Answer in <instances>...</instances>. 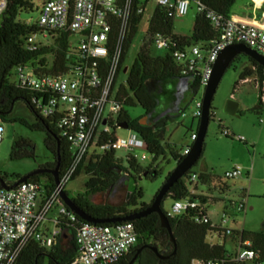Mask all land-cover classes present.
Returning a JSON list of instances; mask_svg holds the SVG:
<instances>
[{
    "label": "trees",
    "instance_id": "16d2710c",
    "mask_svg": "<svg viewBox=\"0 0 264 264\" xmlns=\"http://www.w3.org/2000/svg\"><path fill=\"white\" fill-rule=\"evenodd\" d=\"M48 1L50 0H8V8L0 19V120L3 123H19L30 131L44 134V145L53 157V161L40 165L38 169L45 172L32 176L29 182L43 184L45 192L56 186L54 176L50 172H54L59 166V174L62 176L70 166L72 143L69 138L63 136V131L59 128L60 116L45 117L43 115V108L48 98L54 95L36 93L19 87L11 82V78L15 69L22 66L33 69L36 76L59 77L70 69L71 51L68 34L54 32L48 44L31 46L28 42L29 38L39 33L40 30L37 25L19 20L21 14L34 12L37 2L44 4ZM149 1L135 0L130 31L124 42L123 65L137 37ZM236 1L199 0V4L204 8V13L195 16L190 37L176 36L174 34L176 17L169 16L165 8L156 7L144 43L128 73L127 88L121 87L118 91V99L123 102L118 124L128 125V130L138 135L154 160L160 156L165 157L167 154L163 142L167 123L181 115L186 109L182 105L186 99L178 98L176 95L178 85L181 81H186L189 88L188 98L192 99L200 89V81L191 73L183 74L184 67L174 59L173 49L167 50L163 57L155 56L152 53L153 39L157 36L170 38L176 44V49L195 44L210 45L220 36V30L206 17L207 12L211 11L223 17L224 20H231ZM242 59L248 61L250 67L242 68L239 80L246 82L251 78L254 79L259 91L258 103L254 111H264V67L244 54L237 56L231 66L235 63L241 64ZM237 85L238 83H236ZM167 100L168 105L172 107L171 111L163 109L162 105H167L165 103ZM19 102L24 103L34 115V122L20 117L10 118ZM137 105L144 110V116L149 113L155 114L157 110H162L163 116L159 119L149 118L147 123L141 122L144 116L133 120L126 113L124 107ZM225 136L228 137V135ZM112 141H114V134H103L98 139L95 150L85 158L72 179L74 181L82 172H85L89 177L85 183V191L75 197H69L86 215L95 220L121 219L133 212L148 208L151 204L142 202L143 190L137 188L127 196L125 205L121 207L97 204L93 198L97 195L107 194L116 188L124 174L132 178L144 173L152 174L153 177L158 175L157 171H152L150 168L146 172L133 157L128 159V167H125L123 162L116 157V151L106 148ZM182 152L171 151V156L176 163L183 159ZM10 157L12 160L36 159L34 142L25 138L16 140ZM193 174L196 173L191 170L184 179L176 183L163 202L168 198L173 203L190 200L192 204H196L195 207H190L182 215L172 218L168 216L162 203V210L169 218L176 240V248L171 242L168 231L162 228L159 215L153 213L130 222L136 228L139 237L138 244L115 264H130L134 259L133 264H191L194 261L231 264L229 256L232 254L225 249L224 245H212L207 241L208 235L217 232V230L212 227L206 208L210 198L198 196L189 190V186L194 184L190 181ZM22 177L9 176L0 172V190L1 181L12 186ZM210 180L211 178L207 175L199 176V181L203 183ZM195 186L197 189V183ZM78 221L83 223L79 219ZM123 223L97 226H117ZM60 224L61 233L54 246L47 249L40 243L31 242L15 264H75L79 257L76 243L79 227L77 224L69 222H60ZM234 234L242 242L250 241L252 249L259 255L260 263L264 264V229L260 232L242 229L234 231ZM151 247H156L165 259H160Z\"/></svg>",
    "mask_w": 264,
    "mask_h": 264
},
{
    "label": "built area",
    "instance_id": "2783aa9c",
    "mask_svg": "<svg viewBox=\"0 0 264 264\" xmlns=\"http://www.w3.org/2000/svg\"><path fill=\"white\" fill-rule=\"evenodd\" d=\"M134 3L135 0H50L42 4L37 24L42 40H38L37 34H34L28 42L31 46L45 45L51 41L54 32L68 34L70 69L59 77H52L36 76L28 66L18 67L13 73L16 78L14 84L32 92L54 95L48 98L43 115L61 117L59 128L72 143V162L60 176L59 185L48 192L44 191L43 184L29 181L14 189L0 190V264H15L31 242L40 243L47 249L54 246L61 233L60 222L77 224L79 227L76 235L79 257L75 264H115L137 246L139 237L132 223L97 226L85 222L61 199L62 191L75 177L85 158L93 152L91 148L95 150L103 134H114V141L106 146L107 149L135 151L146 148L133 132L128 138H120L116 134L120 129L118 118L123 109L118 91L125 87L116 88V83L122 73L128 74L130 71L122 61ZM157 6L165 8L171 17L182 18L188 15L191 0H158ZM7 8L8 0H0V19ZM197 13H204L199 2ZM206 17L220 30V36L210 45L195 44L176 49V44L170 38L162 36L155 37L152 44L156 50L173 49L174 59L184 67L183 74L191 73L198 77L200 89L204 91L213 66L226 47L241 43L264 56L263 27L245 25L232 19L224 20L211 11L207 12ZM202 105V100L196 101L192 114L194 119H201ZM4 131V124L0 120V146ZM224 135L229 134L225 131ZM196 139L197 133H192L191 140L195 142ZM238 140L242 141V138ZM189 152L190 147L187 146L181 155L184 157ZM243 175L242 169L235 167L224 177L233 180ZM190 181L198 183V175L193 174ZM195 206L190 200L175 201L168 216H180ZM233 208L238 213L244 212V200L234 203ZM51 212L55 216L48 218ZM78 219L83 223H79ZM227 221L223 219L220 226L212 223L217 230L213 234L218 238L235 237ZM48 222L52 224V229L47 227ZM229 261L231 264H261L251 242H242L239 238L238 250L229 256ZM191 264L221 263L194 261Z\"/></svg>",
    "mask_w": 264,
    "mask_h": 264
},
{
    "label": "rangeland",
    "instance_id": "374dc122",
    "mask_svg": "<svg viewBox=\"0 0 264 264\" xmlns=\"http://www.w3.org/2000/svg\"><path fill=\"white\" fill-rule=\"evenodd\" d=\"M157 1L150 0L146 6L139 32L125 60V66L128 68L133 66L144 43L150 20L157 7ZM196 1L193 0V2ZM250 5L251 0H237L234 12H244L246 6ZM41 7L42 3L37 2L34 12L21 14L19 20L31 25L39 24ZM195 14H197V6L194 3L190 9V16ZM191 32L192 27L184 18H175L174 33L177 36L190 37ZM41 38V33H37V39L41 41ZM152 53L155 56L163 57L166 51L152 49ZM244 67H250L248 61L244 59H242L241 64H233L225 72L219 83L211 104V120L204 140L203 154L192 168L198 177L204 174L209 176L211 180L206 183L199 181L197 189H195L196 184H192L189 186V190L198 196L210 198L206 208L214 225L220 226L222 220L226 219L230 229L245 228L260 232L264 229V111H254L259 98L258 87L254 79L251 78L246 82L239 80ZM127 79L128 74L122 73L118 77L116 88L122 85L127 88ZM15 81L16 78L12 76L11 82L14 83ZM236 83H238L237 86ZM203 95V88L199 89L192 99L188 98V95L182 104L186 109L181 115L167 123L163 134V142L167 151L165 157L160 156L154 160L146 148L135 151H116V157L123 162L125 167H128V159L133 157L145 171L149 168L152 171H157L156 177H153L152 174L148 175V173L135 176V178L124 174L113 192L97 195L93 201L97 204L121 207L125 205L127 196L137 188L143 190L142 202L151 204L167 176L176 168L177 163L172 158L171 151L182 152L187 146L191 147L194 143L191 140V134L197 133L200 119H194L192 114L196 109V101H201ZM229 101H234L239 105V117L225 113L224 109ZM165 103L168 105V100ZM124 109L133 120L145 114L138 105L135 107L125 106ZM16 117L24 118L29 122H34L35 119L22 102L15 106L10 116V118ZM147 121L148 119L143 120V123H147ZM3 124L5 131L0 146L1 173L9 176H25L37 170L40 165L53 161V157L45 148L43 133L30 131L19 123L4 122ZM225 130L229 134L228 137L223 134ZM116 134L120 138H128L131 135L129 130L121 128L116 131ZM20 138L34 142L36 159H11L13 144ZM239 138H242V141H239ZM92 151L94 148H91ZM235 167H240L244 175L233 180L225 179V173ZM88 178L85 172H82L78 178L67 185L65 192L70 197H75L84 192ZM243 200L245 211L238 213L233 208V204ZM172 205L173 201L170 198L163 202V208L169 215H171ZM53 214L54 212H51L48 218H52ZM47 227L52 229L53 226L48 222ZM207 241L212 245H224L231 254L238 250V237L230 236L224 239L209 234Z\"/></svg>",
    "mask_w": 264,
    "mask_h": 264
},
{
    "label": "water",
    "instance_id": "95a60500",
    "mask_svg": "<svg viewBox=\"0 0 264 264\" xmlns=\"http://www.w3.org/2000/svg\"><path fill=\"white\" fill-rule=\"evenodd\" d=\"M244 54L250 57L253 61L258 63L259 65L264 67V56L256 52L255 50L249 48L244 44H234L226 47L219 55L218 59L216 60L213 66V72L208 82V85L204 91V95L202 98V116L199 121V127L197 130V139L190 147V152L183 157V159L177 163L176 168L169 174L166 178L165 182L162 184L161 188L159 189L158 193L156 194L153 202L151 205L143 210L138 212H133L128 216L121 218V219H111V220H95L90 218L88 215L85 214L83 210H81L73 200L67 195L65 191L61 193V199L65 203V205L73 211L81 220L94 224V225H101V224H115V223H123V222H132L137 219L144 218L148 215L156 213L160 217V222L162 228L166 229L171 237V242L175 245L176 248V240L173 236L172 228L169 222L168 216L162 210V203L164 198L167 196L168 192L171 188L178 183L180 180L184 179V177L192 170V168L197 164L199 159L203 154V147H204V140L207 134L208 125L210 122L211 116V104L216 93V90L221 82L225 72L231 66L232 61L239 55ZM127 72V69L124 70V73ZM188 84L186 81H181L177 88V97H183V95L188 92ZM225 113L231 116L239 117V105L234 101H229L224 109ZM153 116V113H149L148 115L144 116L143 120L149 119ZM105 124V122H104ZM121 129L128 130V125L126 124H119ZM45 171L37 169L25 176L21 179L16 181L12 186H9L6 182L1 181V189L10 190L18 187L20 184L29 181L32 176L42 174ZM55 179V184L59 185L60 183V174H59V166L55 169L54 172H50ZM152 251L162 260L165 259L156 247H151ZM135 260V259H134ZM134 260L130 263L133 264Z\"/></svg>",
    "mask_w": 264,
    "mask_h": 264
},
{
    "label": "crops",
    "instance_id": "0c3cea01",
    "mask_svg": "<svg viewBox=\"0 0 264 264\" xmlns=\"http://www.w3.org/2000/svg\"><path fill=\"white\" fill-rule=\"evenodd\" d=\"M198 2H199V0H197L196 2H193V0H191V8L193 7L194 3L197 6ZM197 14H195L194 16H190V11H189L187 16L182 17L187 21L189 26L192 27V30H193L194 23H195V16ZM232 20H234L238 23H243L245 25L257 26V27H263L264 28V0H251V5L246 6L244 12H240V13L234 12V9H233ZM178 37H182V36H178ZM54 216H55V214H53L52 218ZM242 229H245V228H241V229H237V230L232 229V230L238 231V230H242Z\"/></svg>",
    "mask_w": 264,
    "mask_h": 264
},
{
    "label": "flooded vegetation",
    "instance_id": "af4514ba",
    "mask_svg": "<svg viewBox=\"0 0 264 264\" xmlns=\"http://www.w3.org/2000/svg\"><path fill=\"white\" fill-rule=\"evenodd\" d=\"M187 96H188V92H186L184 95H183V99H187ZM163 106V109H169L171 111V106L170 105H162ZM163 116L162 114V110H157L155 114H153V116L151 118H154V119H159ZM115 189V188H114ZM114 189H112L110 192H113Z\"/></svg>",
    "mask_w": 264,
    "mask_h": 264
}]
</instances>
